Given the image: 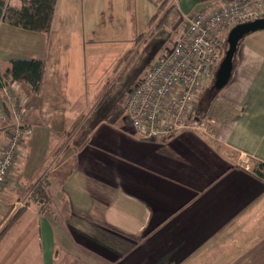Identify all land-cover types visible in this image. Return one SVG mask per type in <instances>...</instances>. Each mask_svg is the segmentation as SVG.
Here are the masks:
<instances>
[{
  "label": "crops",
  "instance_id": "0c3cea01",
  "mask_svg": "<svg viewBox=\"0 0 264 264\" xmlns=\"http://www.w3.org/2000/svg\"><path fill=\"white\" fill-rule=\"evenodd\" d=\"M121 1L58 0L50 33L0 25L2 74L14 59L47 65L39 95L14 84L34 128L0 204L1 218L18 202L27 206L0 241V264H264V178L254 172L264 162V29L244 37L233 76L211 105L213 137L186 131L145 141L105 121L72 128L66 120L82 119L84 101H93L94 117L101 100L107 53L95 38L88 52L86 37H103V7L114 14ZM192 2L201 10L213 1ZM9 130L0 125V149ZM46 174L47 197L30 201Z\"/></svg>",
  "mask_w": 264,
  "mask_h": 264
},
{
  "label": "built area",
  "instance_id": "2783aa9c",
  "mask_svg": "<svg viewBox=\"0 0 264 264\" xmlns=\"http://www.w3.org/2000/svg\"><path fill=\"white\" fill-rule=\"evenodd\" d=\"M259 19H264V0L213 1L189 16L188 29L126 95L124 107L135 134L153 141L186 129L213 137V128L204 121L190 122L202 76L220 61L221 39L236 25ZM1 86L14 106L17 124L10 127L9 141L0 150V190L18 162L22 140L32 133L21 126L14 90L4 82ZM2 98L0 95V107L4 106Z\"/></svg>",
  "mask_w": 264,
  "mask_h": 264
},
{
  "label": "rangeland",
  "instance_id": "374dc122",
  "mask_svg": "<svg viewBox=\"0 0 264 264\" xmlns=\"http://www.w3.org/2000/svg\"><path fill=\"white\" fill-rule=\"evenodd\" d=\"M191 1L192 0H180V2L179 0H122L120 5L117 3V5L113 7L116 10L114 14L111 12V8L109 6L105 5L103 7L105 15L100 16L99 20L97 21L96 32L102 33L103 37L97 38V35L95 37H86V46L89 49L88 52L92 49L95 38L97 41L98 39L101 40V52L107 53L105 67L101 69V80L100 83H98L99 94H101L100 98L102 100L101 106L98 110L94 109L92 111L95 113L94 117H92L88 115L87 112L93 108V101H84L82 106L84 107V110L86 109L87 111L83 112L79 110L81 115H84L82 119H79L77 115L74 118V122L70 119L66 120L69 126L74 125L72 127L74 128L75 126L77 127L82 123L87 127H91L93 126V123L97 121L96 118H98L101 114L105 115L106 119L104 121L107 124H125L127 113L126 109L124 108V102L126 95L129 94L128 91L132 89V85L134 86L138 79H141L145 76L149 68L157 62L162 54H167V51L174 46L176 41L188 29L189 16L186 18L183 17L180 12V8L184 9L186 5H189L192 10H195L197 7L193 2L191 3ZM155 3L158 5V7ZM197 10H199V8L196 9V11H194L191 15L198 12ZM156 12L158 13V18L152 24L151 20ZM167 12L170 13V20L168 21L169 23L166 25V27H164V24L161 25L160 20L163 19ZM157 24H160V28L156 32H153ZM89 32L90 29H88L87 34ZM229 32L227 33V36L223 37V39L220 41L222 44L221 55L224 51L225 41L228 39ZM241 44L242 43H240V45ZM74 49L75 45H73V50ZM5 51L8 53L7 50ZM214 82L215 78L206 84L207 87H205L203 92L204 94H202L198 100L200 109H206L209 107L208 105L212 100L211 96L213 95L214 90H212V95L209 97L208 89L214 85ZM4 84L8 88L14 90L16 97L20 101L17 106L20 105L19 112L22 116L20 121L21 126L24 128H30L33 132L34 125L30 123V110L26 109L27 106L25 99H23V96L19 93V85H14L15 83L13 84L11 80L9 82H4ZM0 95L3 97L2 101L4 105L3 107H0V125L3 124L7 127H14L17 124V120L14 115V106L11 105V103L6 106V98L9 102L11 101L4 94L1 93ZM210 108L211 106L209 107V111L206 115L208 118L204 119L203 121L206 123V125L213 128L210 120H212L214 117V112H211ZM21 152L22 151L20 150L18 158ZM58 152H60V150H58ZM48 178L49 175H44L42 180L43 187L47 188L49 184ZM7 184L8 181L5 183L4 187L2 186L0 195L5 193V187ZM32 190L33 188L29 190V192ZM43 195L44 198L47 197L46 190ZM3 197L4 196L2 195L1 203L3 202ZM13 207L14 209H10L8 213L3 216V218L0 217V235L4 230L6 231L8 223L13 218V216L17 214L21 208L26 207L25 201L23 203L18 202ZM47 208V205L45 206V209L42 207L43 213L47 217L54 219L53 215L55 216V214L52 215L51 210L52 212L55 211H53L50 206L48 209ZM62 210L66 211V209ZM106 210L107 209H105V211ZM59 217L63 219V221L73 222L72 217L67 215V213L62 212L59 214ZM97 218L102 219L101 216H97ZM98 224L101 225L100 222H98ZM109 230L118 231L112 227H109ZM95 248H98V246H95Z\"/></svg>",
  "mask_w": 264,
  "mask_h": 264
},
{
  "label": "trees",
  "instance_id": "16d2710c",
  "mask_svg": "<svg viewBox=\"0 0 264 264\" xmlns=\"http://www.w3.org/2000/svg\"><path fill=\"white\" fill-rule=\"evenodd\" d=\"M9 0H0V25L2 23H7L10 27L16 28V29H23L29 32H43V33H50L52 29V23H53V16L55 7L58 0H21L22 6L20 8L11 7L8 4ZM219 0H214V3ZM156 4V3H155ZM158 7V5L156 4ZM170 13H166L161 21V25L164 24V27L169 23L170 20ZM158 18V13L153 16L151 22L152 24L155 22V20ZM160 24H157V26L154 28L153 32H156L160 26ZM227 36V35H226ZM225 36V37H226ZM242 43V41L240 42ZM240 45V44H239ZM227 49V40L225 41V47L224 51L222 53V57L220 61L216 62V64L211 68L210 72L207 75L202 76V87L198 91V96L194 100V109L193 113L190 118V122L193 121H203L207 118V112L209 111V107L213 103L214 99L220 94L221 90H217L214 88V85L208 89L209 91V97L212 95V90H214L213 95L211 96V101L209 102V107L206 109H200L198 105V100L201 97L202 94H204V90L206 84L212 80H214L217 70L221 64L222 58H224V54ZM169 51V50H168ZM150 69V68H149ZM149 71V70H148ZM47 73V65L44 60H36V59H14L11 61V68L8 69L4 74L0 71V94L2 93V86L3 82H9L10 80L13 83H20L28 86L29 90L34 95H39L42 90L45 83V77ZM139 79L137 80L136 84L138 83ZM135 84V85H136ZM134 85V86H135ZM132 85V89L134 87ZM132 89H130L128 92H130ZM27 101V99H26ZM18 100V104H19ZM102 100L98 103L96 110H98L101 106ZM11 102L8 101L6 98V106L9 105ZM20 106V105H19ZM125 108V107H124ZM95 113L93 114V116ZM127 117V116H126ZM97 121H104L105 115H100L98 118H96ZM125 125H128L129 127H132L130 122L128 121V118L125 120ZM10 128V127H9ZM188 130H175L173 133L164 136L162 139L158 140H165L168 137H173L175 135H179L180 133L186 132ZM192 131V130H189ZM154 141V140H153ZM254 172L260 176L261 178H264V162H260L254 166ZM45 192L44 187H38L36 189H33L29 195L30 201L40 200L41 194ZM33 197V198H32ZM26 207H23L19 210L17 214L13 216V218L9 221L8 227L6 228V231L8 228L18 219V217L25 211ZM5 231V230H4ZM3 231V232H4ZM1 233L0 235V241L3 238L4 233Z\"/></svg>",
  "mask_w": 264,
  "mask_h": 264
},
{
  "label": "water",
  "instance_id": "95a60500",
  "mask_svg": "<svg viewBox=\"0 0 264 264\" xmlns=\"http://www.w3.org/2000/svg\"><path fill=\"white\" fill-rule=\"evenodd\" d=\"M264 29V19L239 24L231 29L228 35V49L217 70L214 88L224 89L230 82L234 72V62L240 42L252 32Z\"/></svg>",
  "mask_w": 264,
  "mask_h": 264
},
{
  "label": "bare ground",
  "instance_id": "6f19581e",
  "mask_svg": "<svg viewBox=\"0 0 264 264\" xmlns=\"http://www.w3.org/2000/svg\"><path fill=\"white\" fill-rule=\"evenodd\" d=\"M153 65H154V64H153ZM151 67H152V66H151ZM151 67H150V68H151ZM142 78H143V77H142ZM142 78H141V79H142ZM139 80H140V79H139Z\"/></svg>",
  "mask_w": 264,
  "mask_h": 264
}]
</instances>
